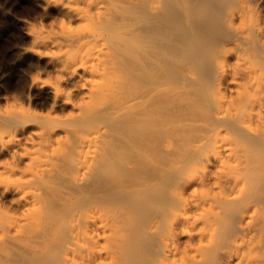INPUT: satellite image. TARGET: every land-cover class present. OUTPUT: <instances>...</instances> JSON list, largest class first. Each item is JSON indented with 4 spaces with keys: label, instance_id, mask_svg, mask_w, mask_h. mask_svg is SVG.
<instances>
[{
    "label": "bare ground",
    "instance_id": "6f19581e",
    "mask_svg": "<svg viewBox=\"0 0 264 264\" xmlns=\"http://www.w3.org/2000/svg\"><path fill=\"white\" fill-rule=\"evenodd\" d=\"M66 1L76 27L43 42L72 89L33 79L46 116L0 106V264L134 263L140 207L113 201L187 153L169 220L197 242L165 234L152 264H263L264 192L242 195L264 178L243 173L264 164V0Z\"/></svg>",
    "mask_w": 264,
    "mask_h": 264
},
{
    "label": "rangeland",
    "instance_id": "374dc122",
    "mask_svg": "<svg viewBox=\"0 0 264 264\" xmlns=\"http://www.w3.org/2000/svg\"><path fill=\"white\" fill-rule=\"evenodd\" d=\"M66 2V0H0V106H20L32 114L46 116L51 111L45 109L48 101L47 93L41 86L35 87L33 79L40 78L54 83L60 82L61 87L66 91L72 89L70 82L62 80L61 69L52 66L51 60L58 54V51L46 46L43 42V39H53L61 35L64 31L63 26L66 28L76 27V25H71L74 20L64 7ZM70 111V107L61 106L60 112H56L55 115L64 117V115L70 114ZM189 154H186L185 160L181 163L169 167L157 187L147 195L136 194L131 195L132 197L122 195L128 200L126 198L122 202L125 198H121V196L117 197V203L113 201L114 206L120 208L124 204L122 208H130L131 211L136 205L140 207L134 213L132 224L135 233H139L136 245L131 244V249H134L131 250L132 254L136 256L132 264L154 263L159 257L160 240L165 234L172 232L181 249L197 242L196 237H190L188 232L180 231L175 234L174 231H171L169 220V210L179 206L175 190L181 187L183 177L193 171V167L198 166L201 162L199 155ZM250 163L249 161L245 165L243 171L245 176L252 171H255L256 174L262 173L264 164L260 166L256 162ZM263 177L264 173L260 178ZM263 179L256 181L255 189L253 184L248 181L242 200L252 198L256 191L264 192ZM210 187L211 184H208L206 189ZM131 200L135 205L132 202L130 204ZM6 206L10 207V204H6ZM227 217L228 215L224 216L222 221ZM152 226H156L157 230H151ZM196 231L197 229L194 230V233ZM220 233L222 232L220 231ZM205 257L199 264H209L208 257ZM51 258L53 257L35 258L33 260L38 262L34 263L31 260L32 263L29 261L27 264L57 263L55 257L52 260Z\"/></svg>",
    "mask_w": 264,
    "mask_h": 264
}]
</instances>
